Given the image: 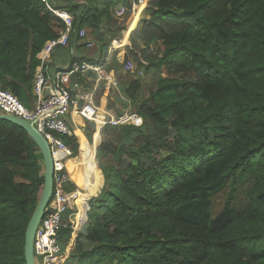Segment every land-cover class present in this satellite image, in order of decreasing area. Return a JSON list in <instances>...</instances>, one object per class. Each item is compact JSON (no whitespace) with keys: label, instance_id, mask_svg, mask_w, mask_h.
<instances>
[{"label":"trees","instance_id":"16d2710c","mask_svg":"<svg viewBox=\"0 0 264 264\" xmlns=\"http://www.w3.org/2000/svg\"><path fill=\"white\" fill-rule=\"evenodd\" d=\"M87 1L96 15L55 7L73 20L66 48L88 30L100 57L74 61L103 65L130 18L118 21L108 10L124 6L128 14L131 5ZM142 9L148 19L130 32L121 64L114 59L107 69L130 60L158 75L146 97L137 79L110 90L142 124L100 128L94 161L104 187L89 200L76 239L70 227L61 231L63 247L71 244L65 264H264V0H148ZM63 28L41 0H0V87L24 106L38 56ZM76 120L91 143L94 125ZM75 134L80 162L67 171L91 194L100 177L92 159L98 136L88 144ZM77 138H63L74 155ZM43 171L27 133L0 120V264H25ZM79 204L81 226L87 204Z\"/></svg>","mask_w":264,"mask_h":264},{"label":"built area","instance_id":"2783aa9c","mask_svg":"<svg viewBox=\"0 0 264 264\" xmlns=\"http://www.w3.org/2000/svg\"><path fill=\"white\" fill-rule=\"evenodd\" d=\"M127 1L131 5L132 12L145 8L148 3V0ZM42 3L63 23L64 28L56 39L44 44L42 53L38 56L40 66L34 74L32 88L34 106L31 109L26 108L12 93L0 87V114L14 116L32 124L48 144L53 167V189L49 203L34 233L33 254L36 264H65L71 244L63 247L60 233L67 227L73 230L78 226L76 214L81 210L79 201L82 199L86 201L87 198V195L82 193L83 189H80L76 183L74 188L70 189L72 179L67 171V163L78 157L64 143L63 138H77L75 130L78 131V129L76 125L72 126L71 118L79 116L93 124L95 130H100L105 124L140 127L142 120L129 109L115 116L109 115L107 111L95 105L94 94L99 84L107 90L119 88V82L114 73L107 69L108 57L103 65L74 61L67 68L56 72L55 78L50 79L46 75L44 67L51 52L56 48L67 47L73 20L67 12L56 9L55 5H49L46 0H42ZM117 12L116 17L121 19L127 9L119 7ZM79 37L85 39V31H82ZM125 43L124 41L115 43L109 49V54L110 51L123 47ZM86 46L92 48L93 43L87 41ZM121 61L123 57L120 59V64ZM122 67L128 74H133L135 69V65L130 60L125 61ZM88 75L94 76L92 90L86 88L84 84V82H90ZM76 164L77 162L73 166ZM87 211L88 204L84 215ZM69 212L71 213L68 214Z\"/></svg>","mask_w":264,"mask_h":264},{"label":"crops","instance_id":"0c3cea01","mask_svg":"<svg viewBox=\"0 0 264 264\" xmlns=\"http://www.w3.org/2000/svg\"><path fill=\"white\" fill-rule=\"evenodd\" d=\"M52 2L49 1L50 4L57 5L59 7L65 6V5H69V6L76 5L74 7V9H73L75 15H96L97 14V12H89V10H88L89 6H88V1L87 0H55V2L54 1H52ZM97 6H99V5H97ZM76 7H78V8H76ZM122 7H124V6H122ZM117 10H118L117 6H114V7L110 8L108 10V14L113 15V17L116 18L115 15H118L117 14L118 13ZM144 11H145L144 9H140L137 12H132L130 10L128 14L126 12L125 15H130L129 16L130 18L128 20V23L126 24L127 28H126L125 31L121 32V39L119 40V41H124L126 43L120 49H117V50H114V51H110V54H109V49H111L112 46L115 45V43L119 42L117 40L111 41L109 46H108V48H107V51L104 53V55L102 57L103 63H104V61L106 60L107 57H108V60H107V65L108 66H110L112 64L114 59L118 63V62H120L121 57L124 58V55H125V50L124 49H125V47L129 46L128 37H129L130 32L137 27V25H138V23H139V21L141 19H148V16H147V14ZM135 16L137 18L135 26H134L133 29L129 30L128 29V25L133 20V18ZM118 21H120V18H118ZM85 27H87V26H85ZM82 31H84V30H81V32ZM101 32H103V33L105 32L103 28H102ZM79 39H80V37H79ZM87 41H90V42L93 41V38L91 37L89 32L86 33L85 39L79 40V42L76 45H74L73 47L56 48V49H54L51 52V54L49 55L47 63L45 65V67H44V72L46 73V75L50 79L55 78L56 72L67 68L72 63V60L74 61L75 59L79 60V59H95V58H97L98 57L97 50H96V53L89 51L90 48H88L86 46ZM93 46H94V43H93ZM115 56H117V57H115ZM98 58H100V57H98ZM84 62H86V61H84ZM87 63H89V62H87ZM90 64H92V63H90ZM110 72H112V71H110ZM113 73H114V75L116 77L115 72H113ZM87 78L90 79V82H87V83L84 82V84L86 85V88H88L89 90H92L94 88V76L93 75H88ZM126 82L127 81H125V83ZM120 84H123V82L119 81V85ZM101 87H102V84H99L98 87L96 88V92L94 94L95 105L96 106H98L99 108L104 109L105 111H107V113L109 115H115V116L117 115L116 114V112H117L116 110L119 109L120 112L126 110V108H121L120 104H118L115 101V99L110 95V93H111L110 90H107L105 87L102 90ZM33 99L34 98H32V102H30L29 109H31L34 106V100ZM120 100L122 101V102L120 101L121 105L125 104V101L123 99H120ZM111 102L116 105L115 109L113 107L110 108V103ZM126 103H128V102L126 101ZM108 104H109V107L107 106ZM128 109L130 110V108H128ZM70 122H71L72 126L76 125L78 131L81 130V127L79 126V124H78L79 122H78V120H76V117H74V119L71 118ZM81 133L83 135L82 131H81ZM96 134L98 136V143H97V145H98L99 141H100V136H99V130L98 129L96 130ZM85 139H86V137H85ZM88 144H90V143H88ZM97 145H96V147H97ZM95 148L93 149V152L95 151ZM94 154H95V152L93 153V159H94ZM93 165H94V163H93ZM74 183H76V182L71 180L72 186H74ZM72 186H70V187H72ZM82 189H84V188H82Z\"/></svg>","mask_w":264,"mask_h":264},{"label":"water","instance_id":"95a60500","mask_svg":"<svg viewBox=\"0 0 264 264\" xmlns=\"http://www.w3.org/2000/svg\"><path fill=\"white\" fill-rule=\"evenodd\" d=\"M0 120L14 124L23 129L33 141L42 158L44 183L37 200L36 206L30 216L24 233V260L25 264H36L33 254V240L35 230L43 216V212L52 196L53 189V167L49 147L45 139L38 133L34 126L14 116L0 114ZM100 144V141H99ZM97 145V147L99 146ZM96 147V148H97ZM95 148V149H96Z\"/></svg>","mask_w":264,"mask_h":264},{"label":"rangeland","instance_id":"374dc122","mask_svg":"<svg viewBox=\"0 0 264 264\" xmlns=\"http://www.w3.org/2000/svg\"><path fill=\"white\" fill-rule=\"evenodd\" d=\"M115 16H117V15H115ZM86 33H88V30L86 31ZM96 50L97 49H96V47L94 45L92 48H90L89 51L96 53ZM143 67H145V66L144 65H141L139 67L137 66V68L135 67L133 74H128V73H125L124 70H123V67L120 66L117 69L118 71H115V74H116L118 82L119 81L125 82V81H129V80H136L137 79L140 82V85H141V90H140L139 94L141 96H143V97H146L148 95V91L151 90L154 87L155 79L157 78L158 72L154 71L153 69H150V70L146 71V70H144ZM25 107L29 108V106H25ZM95 134H96V131H95ZM94 135H92V142H93V136ZM83 136H84V139H85L84 131H83ZM85 141L88 142L87 138L85 139ZM92 142L90 144H92ZM77 144H78V147H77V150H76L77 154L75 156L78 157L79 156V153H78L79 152L78 139H77ZM79 160H80L79 158L71 159L70 163L73 166L76 162L77 163L80 162ZM94 164H95V161H94ZM94 167H95L96 171H98L96 165H94ZM99 176L100 177H99L98 183L95 185L94 191L91 194H90V192L88 194V192L85 189L82 190V193L87 195L86 196L87 197L86 198V203L87 204H88L89 200L95 198L99 194L100 190H102V188L104 187L103 177L101 176L100 172H99ZM80 189H81V187H80ZM86 223H87V216L85 215V222L83 224H81V226H76V227L73 228L72 233H71V239L72 240L76 239L77 235L80 234L84 230V227H85ZM71 264H73V263H71Z\"/></svg>","mask_w":264,"mask_h":264},{"label":"bare ground","instance_id":"6f19581e","mask_svg":"<svg viewBox=\"0 0 264 264\" xmlns=\"http://www.w3.org/2000/svg\"><path fill=\"white\" fill-rule=\"evenodd\" d=\"M46 1L48 2L49 5H52V4L49 3L48 0H46ZM41 2H42V0H41ZM43 4H44V3H43ZM44 5H45V4H44ZM45 7H46V6H45ZM56 9H57V8H56ZM58 10H59V9H58ZM62 11H64V10H62ZM65 12H66V11H65ZM68 14H69V13H68ZM69 15H70V14H69Z\"/></svg>","mask_w":264,"mask_h":264}]
</instances>
